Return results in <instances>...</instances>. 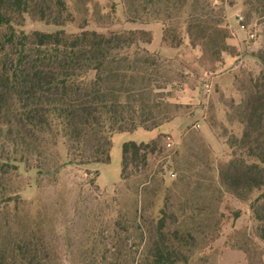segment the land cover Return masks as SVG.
I'll return each mask as SVG.
<instances>
[{"label":"trees","instance_id":"trees-1","mask_svg":"<svg viewBox=\"0 0 264 264\" xmlns=\"http://www.w3.org/2000/svg\"><path fill=\"white\" fill-rule=\"evenodd\" d=\"M111 1L110 15L93 8L92 16L70 33L66 28L77 20L70 5L74 0H0V217L16 215L25 205L19 188L6 187L8 178L20 177L22 165L41 175L50 160L59 164L55 174L67 165L108 164L114 134L158 129L178 119L179 110L190 108L156 94L160 64L174 62L162 57L164 49L175 52L187 39L192 49L200 50L198 60L213 65L224 54L236 53L228 44L224 0ZM243 4L247 21L264 26V0ZM118 5L126 23L167 26L158 50L150 49L153 32L145 27L113 28L111 16ZM85 12L89 14L88 7ZM28 22L55 30L29 31ZM249 91L239 107L240 124L245 125L242 143H251L255 134L259 137L251 152L231 160L220 176L227 193L249 203L264 243V89ZM163 137L123 145L124 182L132 176L131 169L163 152ZM55 150L65 151L66 157ZM161 213L154 234L141 233L143 255L116 246L111 258L120 262L107 264H191L184 251L194 236L168 231L167 213ZM215 227L219 234L220 222ZM205 240L211 246L213 239ZM101 259L107 261V254L95 261Z\"/></svg>","mask_w":264,"mask_h":264},{"label":"rangeland","instance_id":"rangeland-1","mask_svg":"<svg viewBox=\"0 0 264 264\" xmlns=\"http://www.w3.org/2000/svg\"><path fill=\"white\" fill-rule=\"evenodd\" d=\"M70 5L77 20L66 30L76 33L84 19L92 16L93 8L110 15L112 1L74 0ZM86 7L89 14H85ZM224 11L234 55L224 54L215 65L201 63L200 50L192 49L187 39L175 52L163 50L162 57L174 62L167 67L160 64L156 94L181 105L187 92L198 93L200 98L199 104L178 111L179 120L150 131L114 134L108 164L67 165L55 174L59 164L50 160L45 166L49 174L39 175L22 165L18 179H7L6 187L22 191L25 205L19 206L16 215L0 217L2 264L119 263L111 258L116 246L118 251L143 255L141 233L154 234L163 210L169 219L168 231L177 229L182 236H194L191 247L184 251L191 264H264L260 223L249 203L226 192L220 176L231 160L248 155L259 137L255 134L251 143L243 145L245 125L240 124L239 107L249 98V89H264V26L247 21L243 0H224ZM113 16L114 29L152 30L154 45L161 38L159 29L167 27L162 22L147 27L126 23L121 5ZM27 29L55 30L34 22H28ZM159 134L165 137L163 145L170 136L173 148L165 147L136 171L131 169L132 176L124 182L123 145L148 143ZM55 152L66 157L63 150ZM217 222L222 226L219 234ZM206 236L213 239L211 246L206 244ZM103 253L108 260L95 261Z\"/></svg>","mask_w":264,"mask_h":264},{"label":"crops","instance_id":"crops-1","mask_svg":"<svg viewBox=\"0 0 264 264\" xmlns=\"http://www.w3.org/2000/svg\"><path fill=\"white\" fill-rule=\"evenodd\" d=\"M152 31V30H151ZM153 32V31H152ZM159 32H161V38H160V41L154 45V43L151 45L150 49L152 51H155V50H158L160 45H161V39H162V31L159 29ZM153 46V47H152ZM232 61V59H230V62ZM229 62V63H230ZM234 62V61H232ZM184 102L182 103V105H186V106H195L196 104H199L200 102V98H199V94L198 93H193V92H187L186 95H184ZM174 103V102H172ZM195 108H198V107H195ZM179 119H175L174 121H172L171 123L169 124H166L164 126H170L172 123H174L175 121H177ZM162 126V127H164ZM174 131V130H173Z\"/></svg>","mask_w":264,"mask_h":264},{"label":"built area","instance_id":"built-area-1","mask_svg":"<svg viewBox=\"0 0 264 264\" xmlns=\"http://www.w3.org/2000/svg\"><path fill=\"white\" fill-rule=\"evenodd\" d=\"M240 20H242V19H240ZM241 29L242 30H246V26L245 25H242L241 26ZM251 38H253V35H251ZM206 92L207 93H210L211 92V89H209V88L206 89ZM166 147L168 149H172L173 148V140H172V138L170 136L166 137ZM171 176H172V178H175V175L174 174H172Z\"/></svg>","mask_w":264,"mask_h":264}]
</instances>
